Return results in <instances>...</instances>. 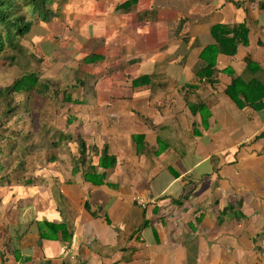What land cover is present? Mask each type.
I'll list each match as a JSON object with an SVG mask.
<instances>
[{
  "label": "crops",
  "instance_id": "crops-1",
  "mask_svg": "<svg viewBox=\"0 0 264 264\" xmlns=\"http://www.w3.org/2000/svg\"><path fill=\"white\" fill-rule=\"evenodd\" d=\"M62 2L45 32L58 42L49 53L54 78L73 67L63 53L82 55L73 81L98 100L81 110L68 104L82 117L65 121L59 160L37 169L41 178L22 191L26 204L0 205V264H248L247 242H232L239 222L226 228L216 217L240 201L243 218L264 217V106L248 108L264 105V0ZM77 16L78 41L66 23ZM242 23L244 44L221 31L216 42L214 27ZM106 145L116 164L103 171L92 147L100 155ZM136 197L155 204L135 205Z\"/></svg>",
  "mask_w": 264,
  "mask_h": 264
},
{
  "label": "trees",
  "instance_id": "trees-1",
  "mask_svg": "<svg viewBox=\"0 0 264 264\" xmlns=\"http://www.w3.org/2000/svg\"><path fill=\"white\" fill-rule=\"evenodd\" d=\"M63 3L62 0H0V71H8L20 67L23 70V74L14 77L9 84L0 86V98L2 99L0 133L4 138H13L11 140L8 139L10 140L8 147L10 156L5 155L0 158V171H5L4 176H0V205L4 204L3 206L7 209H13L19 205L26 204L28 201L23 197L22 191L25 186L34 184V180L41 178L39 175H36L37 169L44 164L54 163L59 160L58 151L54 149H51L53 154L49 158H46V163H42V160L38 158H27L25 156V149H35L33 153L29 154L30 157L36 154L40 155L38 149L46 147V144L44 141L38 142L39 136L50 137L51 132H53L55 136L52 137L53 140L49 139L48 145L52 146L56 144L54 139L59 138L57 142H61L62 136L66 135L69 128H71L69 125L61 128L50 127L48 125L49 119L46 115L47 111L44 109L46 94L48 91H52L53 93L56 91L51 85L57 79L54 77H40L39 66L44 62L46 56L39 55L34 51L36 45L32 37L33 31L37 32L38 29L43 28H35L36 23L39 22L42 24L40 26L45 25V28L48 29V25L53 19L60 15L59 10ZM129 4L130 2H127L122 6L126 7ZM217 31H221V34L218 35L220 38H225L229 35L240 44H244L246 40L242 41L238 38L237 34H241L243 39L248 34L243 23L231 26L222 24L212 29V34L218 43H220V39L216 34ZM55 39L57 40V37ZM248 63L250 65L253 64L251 62ZM237 83L238 79H235L231 86L226 88L225 94L233 92L237 88ZM65 87L62 90L63 95L59 101L60 107L64 110L70 107L68 104L72 103L71 94L68 91L70 87ZM25 94L32 95L33 101L30 106H24L23 95ZM242 94L244 99L247 100L248 96L245 95L244 91H242ZM80 98L82 100V95ZM255 104H249L248 108L256 111L264 106L263 104ZM21 108L29 110L28 112L32 111L36 113V119L32 122L37 125V132L28 126L21 117H18L10 126L7 125L8 123L4 118L16 116ZM70 121L73 120L70 119ZM26 126L28 129H25ZM74 139L82 146L83 160L86 142L78 133ZM108 148L109 146H104L99 155L98 150L92 147L93 154L96 156L94 161L97 165L103 163V171L107 167H112L116 164L113 154L108 153ZM4 152L1 151V154H4ZM10 163L13 164L10 165ZM234 164L232 163L231 165ZM185 194L184 189L179 198H183ZM5 198H8L9 202L6 203ZM171 200L177 203V200ZM228 210L237 212L238 215L239 210L234 208L233 205H228L217 214L218 224L222 225L226 221L228 217L223 214L227 213ZM237 215H232L231 221L239 219L240 217ZM225 223L228 224L229 222ZM189 227L192 231H188L185 235L188 256L192 255L195 257L197 251L193 249V245L196 246V234L191 226Z\"/></svg>",
  "mask_w": 264,
  "mask_h": 264
},
{
  "label": "rangeland",
  "instance_id": "rangeland-1",
  "mask_svg": "<svg viewBox=\"0 0 264 264\" xmlns=\"http://www.w3.org/2000/svg\"><path fill=\"white\" fill-rule=\"evenodd\" d=\"M59 14L63 15V5H61L60 10H59ZM79 16H77L76 19L74 20H66V23H68L69 27L72 28V32L74 33V36L76 38V40H79V35L82 34V23H79V20L82 21V19H78ZM36 27H43L37 30V32L33 31L32 37H36V34H38L39 32H41L44 37H43V42H41L39 45H36V47L34 48V51L36 53H38L39 55H47L49 54L53 49H54V45L55 47L58 45V42H55L51 39H49L48 36H45V32H46V28L45 25L44 26H40L42 24H40L39 22L36 23ZM87 29V28H86ZM85 29V30H86ZM66 27H64L61 30V34L66 32ZM72 38V37H71ZM36 39V38H35ZM37 41L39 42V39H37ZM53 42V43H52ZM57 43V45H56ZM46 49V50H45ZM46 51L45 53L43 51ZM54 51V50H53ZM51 54V53H50ZM47 55L45 57V62H43L40 66H39V75L40 77H55L56 70H55V61L57 62L56 59H52L51 56ZM64 58H61V62H64L65 66H73L72 68H68L69 71L68 73L65 71L62 72V80L58 81L55 80V82H53V84L51 85L56 91L53 93L52 91H48L46 94V100H45V106L44 109L47 111V118L48 120V125L50 127H64L65 121L68 119V117H82V111L79 114H72L71 111H67L62 109L59 105V101L62 98L63 92L62 90L64 89V87L66 86V84H68V91L71 94V99H72V103L75 106V108L77 110H81V109H85L87 107H91L94 105V103L98 100L96 93H82V85L80 87H76L75 82L73 81L74 78H76L77 80L82 78V67L79 66L81 65L80 62H82V55H76L75 59L72 58H68V53L65 52L63 53ZM67 73V76H65V74ZM75 73V77L72 76V74ZM21 74H23V70L20 68H13L11 70H4V71H0V86L1 85H7L9 84L12 79L14 77L20 76ZM66 78V79H65ZM67 81V82H66ZM61 88V89H60ZM65 89H67L65 87ZM80 89V91H79ZM76 95H79V98H76ZM81 95H82V100H81ZM24 96V106H30L32 104V95L31 94H25ZM77 103H81L80 107H76ZM2 106V99L0 98V109ZM29 110H24V108H21L20 112L18 114H16V116H11L8 118H4L6 120V122L8 123L7 125L10 126L15 120L18 119V117L23 118L24 122H26L28 124V126L32 127L34 131L37 132V125L34 122V120L36 119V113H33L32 111L28 112ZM59 114V115H58ZM0 115H1V110H0ZM57 117V118H56ZM56 118V119H55ZM33 121V122H32ZM28 129V127L26 126L25 129ZM88 129V128H85ZM84 129V130H85ZM41 135V134H40ZM53 136L54 133L51 132L50 137H45L43 135L38 137V142L40 141H44V143L46 144V147H41V149H38L40 152V155L36 154L33 157H30L29 154L33 153L35 151V149L31 148L26 150L25 149V156L27 158H38L42 160V163H46L47 160L46 158H49L51 156L52 151L51 149L54 150H58L59 153V149L63 147V145L60 142H56V144H54L53 146H48L49 145V139L53 140ZM8 139H13V138H4L3 135H1L0 133V158L7 155L10 156L9 154V145H10V140ZM13 142V141H12ZM43 148V149H42ZM1 151H5L4 154H1ZM28 153V154H27ZM13 163H10V165H12ZM5 171L1 172L0 171V176H4ZM236 188H239L238 183ZM230 189V186H229ZM234 208L238 209V215L237 212H232V214L226 215L228 218L226 219L225 222H229L228 224H226V228H228V226H230L231 224V216L232 215H237L240 218L237 219L236 221L239 222L240 228H239V234H238V239L236 240H232V242L235 241H240L241 244H243L245 241L247 242V247L248 249L245 251V257L246 260H250V262H248V264H260L259 262H257V257L261 256L264 259V217L263 219H260L257 215L256 217L252 218L249 214H246L247 216H245V218H243L241 215L244 210V208L247 206L246 204H243L242 201H240L239 204L237 205H233ZM0 209H4L2 207H0ZM258 214V213H257ZM0 216H1V210H0ZM247 226V227H246ZM236 229L232 230V233H235ZM244 250V249H243ZM1 253V251H0ZM232 259V257H231ZM233 261V259H232ZM235 262H239V257L236 256L235 258ZM242 264V263H239ZM264 264V261L263 263Z\"/></svg>",
  "mask_w": 264,
  "mask_h": 264
},
{
  "label": "built area",
  "instance_id": "built-area-1",
  "mask_svg": "<svg viewBox=\"0 0 264 264\" xmlns=\"http://www.w3.org/2000/svg\"><path fill=\"white\" fill-rule=\"evenodd\" d=\"M213 78H215V75H214V77ZM207 80V78H204L203 79V81H206ZM134 200V202L135 203H137L138 205H140V206H142V207H148V206H154V204H155V200H152V199H150L149 197L147 198V197H136V198H134L133 199Z\"/></svg>",
  "mask_w": 264,
  "mask_h": 264
}]
</instances>
